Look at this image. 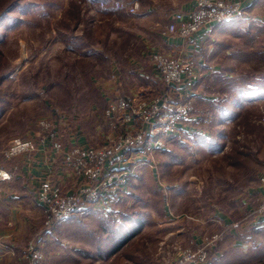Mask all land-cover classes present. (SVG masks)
<instances>
[{"label":"rangeland","instance_id":"1","mask_svg":"<svg viewBox=\"0 0 264 264\" xmlns=\"http://www.w3.org/2000/svg\"><path fill=\"white\" fill-rule=\"evenodd\" d=\"M119 1L0 0V161L6 159L2 151L12 139L32 138L28 133L40 120L57 123L62 111L92 138L69 147L92 146L100 151L112 149L123 133L120 116L119 127L97 140L95 128L106 123L105 109L114 98L129 94L132 105L149 100L148 111L152 101L170 95V90L193 97L194 102L177 136L164 147L147 148L136 156L131 175L141 176L140 181L132 178L122 197L107 209L98 207L103 214L83 209L80 218H71L72 227L63 225L61 232L60 222L50 227L44 223L26 239L17 264L28 262L27 243L37 239L43 264H173L180 251L206 245L212 237L217 238L203 263L264 264V220L258 215L254 220V208L262 206L258 199L263 194L264 0L251 6L246 2L245 23L241 19L222 23L207 46L190 48L189 39H181L184 52L153 49L144 55L142 34L146 35L149 22L162 18L164 26L158 33L164 36L171 12L186 0H137L141 5L136 14L117 7ZM156 9L159 12L151 14L148 23L143 20ZM154 52L182 56L197 79L169 90L160 74L162 82H146L143 78L149 73L128 71L133 63L126 54L136 64L147 61L156 69ZM124 60L127 82H106L113 87L104 103L105 82L89 78L82 82L81 69L90 75L93 64L97 71L92 75L98 79L108 73L112 62ZM131 76L137 82H128ZM11 102L19 103L15 110ZM93 105L104 106V115L96 121L85 119ZM75 112L77 118H72ZM73 173L75 191L87 181L83 174ZM178 195L179 205L174 202ZM136 219L143 221L145 230L115 251L111 261L101 258L115 244L113 235Z\"/></svg>","mask_w":264,"mask_h":264},{"label":"built area","instance_id":"2","mask_svg":"<svg viewBox=\"0 0 264 264\" xmlns=\"http://www.w3.org/2000/svg\"><path fill=\"white\" fill-rule=\"evenodd\" d=\"M245 3V0H193L191 8L171 12L163 30L164 36L174 35L190 39L200 30H207L214 24L232 22L246 14ZM115 5L136 14L141 3L137 0L131 2L121 0ZM154 62L158 74L169 90L176 85L191 84L198 77L192 66L180 55L154 52ZM131 97L124 94L117 99L114 98L105 109V118L113 129L119 127L118 118L120 116L124 118L123 123H120L123 133L115 141L112 149L97 151L92 146L69 147L61 141L56 123L45 118L39 121L40 142L44 144L48 142L49 150L54 157L62 156L64 166L76 174H83L87 181V184L79 186L75 191L67 192L61 185L52 181L49 175L41 177L37 198L42 205L46 226L50 227L71 219L91 205L97 208L105 206L107 209L114 199L120 198L125 186L130 182L135 167L132 164L136 156L147 148L164 147L168 139L177 136L183 122L190 118L194 109L193 97L173 90H170V95L152 101L149 111V100L142 99L137 105H132ZM39 144L38 139L34 137L28 139L16 137L3 149L2 155L6 159H12L22 154H33L38 150ZM11 178V171L0 166V183ZM261 185L263 194L258 200L262 206L254 208L256 210L254 220L257 215V218L264 220V170L261 174ZM216 238L208 239L206 245L180 251L175 256L173 264L206 262L209 258V248ZM27 250L29 260L26 264H43L44 255L40 240H30L27 243ZM164 261L168 262L167 259Z\"/></svg>","mask_w":264,"mask_h":264},{"label":"crops","instance_id":"3","mask_svg":"<svg viewBox=\"0 0 264 264\" xmlns=\"http://www.w3.org/2000/svg\"><path fill=\"white\" fill-rule=\"evenodd\" d=\"M245 1L251 6L252 3H255L256 0H245ZM192 6H193V0H186L177 9H188L191 8ZM154 10H149V13H146L149 14V16L145 14V19L143 20L148 23V19L149 20L152 19L151 14L157 13L158 11L157 9L156 11ZM250 11H252V9H250ZM248 13L249 12L246 11L245 15H243L240 18H237L236 20L241 19L242 21L241 20L240 21L245 23L244 20L246 19L244 17H249ZM161 19L155 18L152 20L151 23L149 22L148 24L149 28L146 29V35L142 34V39H143V48L141 50L142 55H144L146 50L148 54L153 49L164 50L166 52L170 50H171L170 52H172L173 50L176 52L180 50L183 52L186 51L184 42L181 41V37L179 38L177 36H172V37L162 36L161 33H158V30L159 29L161 30L162 27L164 26V21ZM221 24L222 23L214 24L213 27L208 28L207 30L206 29L200 30L199 32L194 34L190 38L191 40L189 39V44H190L189 47L191 48L194 46L195 49H198L201 46V44L203 46L205 45L207 46L208 42L206 41L209 39V37H213L218 33V26ZM166 49H170V50H166ZM126 56L128 57V62L131 61V63H133L132 67H128L129 72H133L136 75L137 73H139V75L140 74L146 75V73H149L147 74L146 77L143 78L146 82H162L156 69H154L147 61L145 64L142 63L136 64V60L133 58V56H130L129 54H126ZM125 63H126L125 60L122 62H118L117 64H115V62H112L108 73L99 75L98 79L92 75V72L97 71V69H95L93 67V64H91L89 66L91 67L90 75L88 70L84 72V69H81L82 78H83L82 82H84V78H89L91 79L92 82H105V84H103V87L106 92L102 91L101 94V97L103 98V101L105 103V101H107L108 95L109 96L112 95L111 88L113 87L111 86L110 88H108L106 86V82H127L126 78L124 77V67L126 66ZM128 82H137V81H135V79L131 76ZM17 103L11 102V104H14L12 106L13 109L15 108ZM103 107L104 106L101 107L98 105H93L92 108L88 110L85 119L88 117L89 120L96 121L98 118H100L101 115H103L102 114ZM61 113L62 116L57 117L58 120L56 124L59 135L67 146H71L76 142H80L82 144L88 143V140L92 139L90 137L89 132H86L84 130H83L84 132H82L80 126H77L75 121L70 120L71 119L70 113L63 111ZM66 113L70 115L66 116ZM55 115L58 114L55 113ZM73 117L77 118V112H75L72 118ZM1 118L2 116L0 117V122H1ZM95 124L98 125L99 123H95ZM110 128L111 127L109 126V124H107V121L105 124L100 125V127H96L95 129L97 130V140L103 139L104 138L103 136L106 137L107 135H109L108 133L110 132ZM77 129H80L79 133L77 132ZM91 129L93 132H96L95 130H93V128ZM40 133H41V128L39 126L31 129L30 133H28L29 137H34L38 139L40 143L38 150L34 152L31 156L22 155L12 159H3L0 161V164L5 168H7L8 170H10L12 173L11 179L0 183V264H17L18 260L21 259L22 250L20 249L24 248V245L27 241L26 239L30 238L31 234H33L34 232L35 233L39 232L40 231L39 229H41L42 225H44L42 205L37 198V190L41 177L51 174L53 176V179H55L56 183L63 186L66 190L69 191H73L77 186L76 176L71 170H69L64 166L61 158L54 157V154L51 153L49 150L48 142L47 144L40 142ZM74 134H77L78 139H76ZM140 177L141 176H136V178L139 179V181H140ZM136 178L134 180L137 183L138 180ZM178 197L179 195L174 198V202L177 205H179L180 202V198L178 199ZM88 208L93 212H96V210H98V208H95L93 205L89 206ZM99 210L98 211L100 213L102 212L103 214V210L102 209ZM218 213H219L218 215H221L220 212ZM215 214L217 213L215 212ZM81 216H82L81 213H79L74 218L77 217L80 218ZM221 216L225 217L224 215ZM149 219L152 221L151 218ZM71 221L72 220L69 219L60 222L59 223L60 232L62 229L61 227L63 225L64 226L70 225ZM252 222L254 224V220H252L250 224H252ZM148 223L151 222L148 221ZM70 227H72V224L70 225ZM144 227L145 226L143 225L141 229L138 231V233L144 231L145 230ZM8 248L10 251H8ZM6 251L8 252L5 253ZM114 254L115 253L109 254V250H107V254H103L101 258H106V260L111 261V259H114ZM22 257L25 258L24 256Z\"/></svg>","mask_w":264,"mask_h":264},{"label":"trees","instance_id":"4","mask_svg":"<svg viewBox=\"0 0 264 264\" xmlns=\"http://www.w3.org/2000/svg\"><path fill=\"white\" fill-rule=\"evenodd\" d=\"M105 1H109V0H105ZM109 3V2H108ZM2 19V18H1ZM182 39V38H181ZM193 129V128H192ZM138 175V173H136ZM135 175V174H134ZM131 176L130 180L133 178V180L136 178V176ZM132 180V183H134ZM55 224H53L52 226H54ZM144 225L143 221H141V219H136L133 225L130 224H126V229L124 230L121 227V230L116 232L115 235H113V241L115 244H113V246H111L110 248L108 246H106V250H109V254H113L115 251L119 250L120 248H122L124 245H126L127 243H129L130 241H132V237H134V235L141 229V227Z\"/></svg>","mask_w":264,"mask_h":264}]
</instances>
